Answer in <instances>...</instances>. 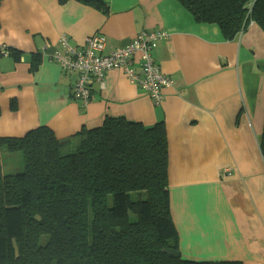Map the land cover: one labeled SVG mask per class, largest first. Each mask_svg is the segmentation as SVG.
I'll use <instances>...</instances> for the list:
<instances>
[{
	"label": "crops",
	"instance_id": "obj_1",
	"mask_svg": "<svg viewBox=\"0 0 264 264\" xmlns=\"http://www.w3.org/2000/svg\"><path fill=\"white\" fill-rule=\"evenodd\" d=\"M0 3V137L47 126L57 138L99 125L106 115L144 126L163 122L170 215L184 259L199 264H264V33L250 23L234 39L198 23L177 0ZM169 38L152 56L171 85L159 106L119 70L94 84L88 105L71 100L74 77L50 61L60 35L82 45L97 33L106 53L142 31ZM18 51L19 61L10 52ZM40 62L31 70V56Z\"/></svg>",
	"mask_w": 264,
	"mask_h": 264
},
{
	"label": "trees",
	"instance_id": "obj_2",
	"mask_svg": "<svg viewBox=\"0 0 264 264\" xmlns=\"http://www.w3.org/2000/svg\"><path fill=\"white\" fill-rule=\"evenodd\" d=\"M69 1L108 13L103 0L58 4ZM177 1L227 40L250 23L264 33V0ZM10 54L19 61L18 51ZM39 62L33 54L30 69ZM72 85L70 99L85 107L72 98ZM258 145L264 160V122ZM167 164L163 122L106 115L66 138L47 126L0 137V264H199L178 250Z\"/></svg>",
	"mask_w": 264,
	"mask_h": 264
},
{
	"label": "built area",
	"instance_id": "obj_3",
	"mask_svg": "<svg viewBox=\"0 0 264 264\" xmlns=\"http://www.w3.org/2000/svg\"><path fill=\"white\" fill-rule=\"evenodd\" d=\"M168 33L162 30L140 32L128 45L106 53L103 36L93 34L82 45L72 44L69 38L60 35L49 60L56 63L64 75H72V98L88 104L91 86L102 84L106 72L119 70L130 83L139 86L159 106L163 90L170 87V79L155 62L152 52L161 42L167 41Z\"/></svg>",
	"mask_w": 264,
	"mask_h": 264
},
{
	"label": "water",
	"instance_id": "obj_4",
	"mask_svg": "<svg viewBox=\"0 0 264 264\" xmlns=\"http://www.w3.org/2000/svg\"><path fill=\"white\" fill-rule=\"evenodd\" d=\"M171 255H173L175 258H179V253H176L174 251H168Z\"/></svg>",
	"mask_w": 264,
	"mask_h": 264
}]
</instances>
